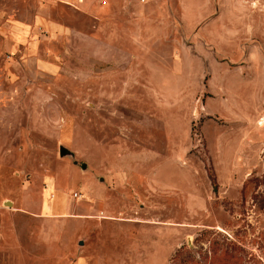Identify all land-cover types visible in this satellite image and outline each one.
Listing matches in <instances>:
<instances>
[{
    "label": "rangeland",
    "instance_id": "rangeland-1",
    "mask_svg": "<svg viewBox=\"0 0 264 264\" xmlns=\"http://www.w3.org/2000/svg\"><path fill=\"white\" fill-rule=\"evenodd\" d=\"M263 123L264 0H0V264H264Z\"/></svg>",
    "mask_w": 264,
    "mask_h": 264
},
{
    "label": "water",
    "instance_id": "water-1",
    "mask_svg": "<svg viewBox=\"0 0 264 264\" xmlns=\"http://www.w3.org/2000/svg\"><path fill=\"white\" fill-rule=\"evenodd\" d=\"M59 156L60 157H70V158H73L74 157V154L72 151H70V149H68L67 147L63 146V145H60L59 146ZM74 164L76 165L77 162L74 161ZM81 168L82 169H86L87 168V165L85 163H82L81 164ZM80 244H81V241H80Z\"/></svg>",
    "mask_w": 264,
    "mask_h": 264
},
{
    "label": "bare ground",
    "instance_id": "bare-ground-1",
    "mask_svg": "<svg viewBox=\"0 0 264 264\" xmlns=\"http://www.w3.org/2000/svg\"><path fill=\"white\" fill-rule=\"evenodd\" d=\"M261 125H262V123H260ZM263 125H264V123H263Z\"/></svg>",
    "mask_w": 264,
    "mask_h": 264
}]
</instances>
